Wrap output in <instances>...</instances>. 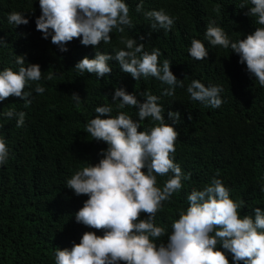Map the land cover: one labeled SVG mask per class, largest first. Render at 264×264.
Returning <instances> with one entry per match:
<instances>
[{
	"label": "trees",
	"instance_id": "obj_1",
	"mask_svg": "<svg viewBox=\"0 0 264 264\" xmlns=\"http://www.w3.org/2000/svg\"><path fill=\"white\" fill-rule=\"evenodd\" d=\"M139 2L126 0L133 27L125 32L142 42L147 51L159 48V63L168 59L173 73L184 79L185 88L177 87L173 97L161 95L167 85L154 77L137 81L121 71L115 59L109 61L112 71L104 77L79 73L75 64L85 56L94 57L96 48L74 38L67 43L68 50L61 52L50 37L44 39L36 29L39 0H0V40L6 42L0 45V69L16 70V54L24 55L28 63L39 64L42 76L54 74L51 81H40L45 92L33 90L27 107L14 96L0 102V112L11 108L26 113L20 128L15 119L0 117V136L10 153L7 163L0 166V264H54L56 248H71L86 231L102 235V230L76 221L75 212L87 196H76L65 182L82 166L98 162L100 150L107 147L105 142L91 140L84 126L94 118L96 106L112 104L116 87L128 92L150 91L160 96L166 119L170 110L179 111L181 116L174 125L178 132L174 162L188 179L157 212L158 226L170 230L171 218L178 207L187 206L191 189L202 188L217 174L230 189L231 198L243 201L242 215H254L256 207L264 210V87L230 48L213 47L203 38L211 20L231 39L245 38L259 27L245 14L249 6L241 8L242 0H144V11L162 8L174 18L171 30L165 32L152 30L143 11H135ZM13 11L24 13L29 23L10 25L7 17ZM110 35L111 43L101 41L98 47L114 55V48L123 47L119 44L122 34L113 31ZM192 38L201 39L208 48L205 60H194L188 54ZM192 79L206 86L221 85V107L212 109L191 101L186 86ZM74 92L82 99L78 109L71 98ZM125 111L137 118L135 108ZM148 122L146 118L144 124ZM165 179L158 176V184L162 186ZM228 258L231 264V256Z\"/></svg>",
	"mask_w": 264,
	"mask_h": 264
},
{
	"label": "clouds",
	"instance_id": "obj_2",
	"mask_svg": "<svg viewBox=\"0 0 264 264\" xmlns=\"http://www.w3.org/2000/svg\"><path fill=\"white\" fill-rule=\"evenodd\" d=\"M143 5L144 0H140L135 11H143L152 30H171L172 16L162 8L144 11ZM245 5L249 6L245 14L259 25L253 32L233 40L211 20L203 38L213 47L230 48L239 62L246 64L250 76L264 87V0H242L240 7ZM39 7L36 29L44 39L50 37L61 52L68 50L66 45L74 38L96 48L94 57L85 56L75 64L79 73L104 77L112 71L109 61L115 59L121 71L135 80L154 77L167 85L162 96L173 97L177 87L185 88L184 79L177 78L168 59L159 63V48L147 51L142 42L126 34L125 29L133 27L126 0H39ZM7 20L14 27L29 23L24 13L16 11L9 13ZM113 31L122 34L119 44L123 46L114 48V55L98 47L101 41L104 45L111 43ZM5 43L0 40V45ZM188 54L199 61L209 52L201 39L192 38ZM14 61L16 70L0 69V102L14 96L27 107L33 90L37 94L45 92L40 81H51L54 74L42 76L40 65L28 63L24 55L15 54ZM186 92L191 101L207 108L218 109L223 103L221 85L206 86L192 79ZM71 98L78 109L81 97L74 92ZM159 100L160 96L150 91L128 92L116 87L112 104L94 108V118L86 122L84 131L91 140L105 142L107 147L100 150L98 162H90L66 178L65 186L76 196H87L75 212L76 221L102 230V235L86 231L71 248H56L54 264H230L229 255L231 264H264V210L256 207L254 215H242L243 201L231 198L230 189L218 174L202 188L191 189L187 206L178 207L171 218L170 230L155 223L164 202H171L188 179L174 162L178 136L174 125L180 121V113L170 110L166 119ZM126 108H135L137 118ZM25 116L24 111L11 108L0 112V117L15 119L17 128L24 126ZM146 118L149 122L144 124ZM9 155L6 140L0 136V166L7 163ZM158 176L166 177L162 186ZM142 213L146 214L143 218Z\"/></svg>",
	"mask_w": 264,
	"mask_h": 264
}]
</instances>
